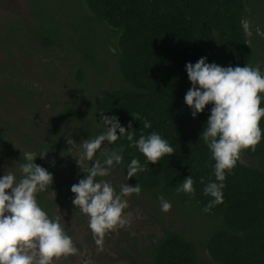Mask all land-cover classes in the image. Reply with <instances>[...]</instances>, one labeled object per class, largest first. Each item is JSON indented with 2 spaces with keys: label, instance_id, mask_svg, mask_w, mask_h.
<instances>
[{
  "label": "trees",
  "instance_id": "16d2710c",
  "mask_svg": "<svg viewBox=\"0 0 264 264\" xmlns=\"http://www.w3.org/2000/svg\"><path fill=\"white\" fill-rule=\"evenodd\" d=\"M76 1L80 8L85 6L81 9L83 22L86 20L83 31L85 24L101 23L106 29L113 28L118 35L113 45L117 51L115 69L121 84L96 96L86 127L93 125L95 135L103 131L100 121L103 111L104 115H115L126 131L131 122L133 139L153 130L159 132L174 153L162 156L154 164L147 162L145 170L130 180L134 184L139 182L141 191L151 195L154 202L160 203V196L170 201L179 214L190 219L193 230L198 232L195 237L199 242L195 243L176 230L162 227V234L143 250L140 264H264V116L259 121L261 142L255 150H241L231 172L225 173L222 202L212 204L205 212L202 209L212 197L203 193V186L209 179H215L214 161L199 134L210 114V105L193 118L183 101L190 87L185 62L194 63L201 56L221 66L247 63L259 65L264 71V66L255 60L243 25L248 0ZM50 25L41 22L39 28L44 35L38 38L44 47L52 45L55 27ZM107 47L108 40L102 52L105 53ZM85 56L88 58L87 52ZM92 62L100 64L96 58ZM75 77L78 83L82 82L84 72L77 70ZM4 90L15 93L23 101L32 98V91L22 83ZM65 110L66 117L74 118L77 113L71 103ZM144 119L151 121L150 128H143ZM19 131L17 125L5 126L0 122V160L10 162L19 172L20 154L24 151L35 150L39 155L45 153L57 159L56 164L48 168L41 156L34 158L35 163L52 173V183L36 193V199L53 217L51 208L55 204L73 205L70 186L75 181L56 179L59 151H62L60 144L56 148L43 143L30 147L32 137L21 133L19 141ZM120 145H123V160L119 168L126 171L132 157L144 162V156L134 145L129 146L126 136L108 145V150ZM241 156L255 162L256 166L241 162ZM188 175L193 178L194 193L176 192L175 185ZM200 177L204 178V183L200 182ZM69 260L68 255L66 263Z\"/></svg>",
  "mask_w": 264,
  "mask_h": 264
},
{
  "label": "rangeland",
  "instance_id": "374dc122",
  "mask_svg": "<svg viewBox=\"0 0 264 264\" xmlns=\"http://www.w3.org/2000/svg\"><path fill=\"white\" fill-rule=\"evenodd\" d=\"M78 5L76 0H0V122L5 126L17 125L19 141L21 133L29 134L32 137L30 147L43 143L56 148L60 144L62 151H59L56 179L74 180L75 183L78 182L76 178L85 175L76 163L82 151L80 141L95 136L94 126L86 127L93 113L92 102L96 96L121 84L115 69L117 51L113 45L118 35L113 28L107 27V30L101 23H90L89 27L85 24L83 31L86 20L83 22L81 9L85 6ZM246 15L243 25L248 43L256 62L264 66V0H248ZM41 22L55 27L49 47H44L38 38L44 35L39 31ZM107 40L108 50L104 53ZM94 58L100 63L98 66L92 62ZM79 69L84 72L80 83L75 77ZM21 83L32 91L30 100L23 101L15 93L4 90ZM69 103L77 112L74 118L63 113ZM95 120L99 121L98 115ZM68 137L74 141L72 145L67 143ZM42 158L48 168L57 162L54 156L47 154ZM240 160L256 166L244 156ZM84 164L90 161H82L81 168ZM8 171L19 178L20 173L10 162L0 160V175ZM125 172L117 165L107 176L97 179L110 181L118 192L124 183L135 185L130 178L126 180ZM49 197L56 201L54 196ZM126 199L128 207L124 211L129 214L130 222L107 231L102 245L95 243L88 228V216L79 206L55 204L51 214L70 232L78 251L69 255L68 263L66 256H60L54 258L52 264H140L143 250L162 234V227L199 242L195 237L198 232L193 230L190 219L179 214L176 207L171 205L168 211H161L160 203L143 191L129 194Z\"/></svg>",
  "mask_w": 264,
  "mask_h": 264
},
{
  "label": "clouds",
  "instance_id": "9594fccd",
  "mask_svg": "<svg viewBox=\"0 0 264 264\" xmlns=\"http://www.w3.org/2000/svg\"><path fill=\"white\" fill-rule=\"evenodd\" d=\"M185 71L190 81L183 101L193 118L210 105L209 115L199 138L214 161V180L204 183L203 193L212 197L202 211L207 212L212 204L221 203L225 187V173L235 166L241 150L255 147L262 139L259 121L264 116V71L259 65L221 66L207 62L204 56L194 63L185 62ZM133 116V115H132ZM134 118V117H133ZM104 130L92 138L82 139V151L76 158L83 178L70 186L74 194L72 204L79 206L88 216V228L95 237V243L102 245L104 234L117 227H124L130 221L126 197L139 194V182L124 183L117 192L110 181L97 179L105 177L123 160V145L108 150V145L125 137L129 146L134 145L145 160L132 157L126 165L125 177H137L147 167V162L156 163L164 155L174 153L169 142L155 130L133 139L131 122L128 130L115 115L100 114ZM151 127V121L143 120V128ZM119 133V134H117ZM68 137L67 143L73 144ZM45 154V153H44ZM39 155L35 150L24 151L18 169L19 178L11 172L0 175V264H52L54 258L76 254L73 239L56 217H50L38 204L36 193L44 191L52 183V173L34 162ZM82 161H90L84 164ZM176 192L194 193L193 178L188 175L175 185ZM161 211H168L171 203L158 197Z\"/></svg>",
  "mask_w": 264,
  "mask_h": 264
}]
</instances>
